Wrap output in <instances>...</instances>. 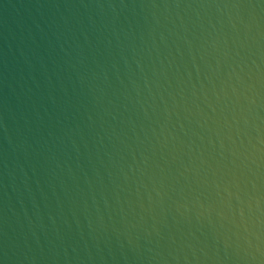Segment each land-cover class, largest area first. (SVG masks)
I'll return each mask as SVG.
<instances>
[{
	"label": "water",
	"instance_id": "1",
	"mask_svg": "<svg viewBox=\"0 0 264 264\" xmlns=\"http://www.w3.org/2000/svg\"><path fill=\"white\" fill-rule=\"evenodd\" d=\"M0 264H264V0H0Z\"/></svg>",
	"mask_w": 264,
	"mask_h": 264
}]
</instances>
